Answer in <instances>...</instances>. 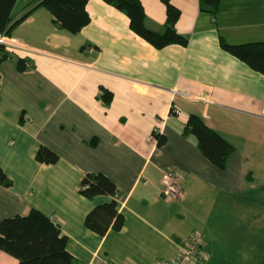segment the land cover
Wrapping results in <instances>:
<instances>
[{"label":"crops","instance_id":"1","mask_svg":"<svg viewBox=\"0 0 264 264\" xmlns=\"http://www.w3.org/2000/svg\"><path fill=\"white\" fill-rule=\"evenodd\" d=\"M31 1H16L13 20ZM140 2L145 27L161 33V0ZM171 4L187 46L155 49L103 0H88L90 21L76 34L44 8L12 30L16 46L0 65V168L12 181L0 186V220L32 209L50 216L82 264L172 260L197 232L206 258L195 264H264V76L220 46V38L264 42V0H220L214 18L198 0ZM102 88L112 94L108 106ZM190 115L233 146L223 170L182 134ZM153 134L165 144L157 147ZM40 146L58 162H37ZM167 170L182 175L180 200L161 195ZM88 173L115 184L119 231L101 237L85 228V216L111 200L79 194ZM0 264L16 260L0 251Z\"/></svg>","mask_w":264,"mask_h":264},{"label":"trees","instance_id":"2","mask_svg":"<svg viewBox=\"0 0 264 264\" xmlns=\"http://www.w3.org/2000/svg\"><path fill=\"white\" fill-rule=\"evenodd\" d=\"M17 0H0V35L10 36L12 30L38 8H44L53 16L59 29L69 34L78 33L89 21L86 11L88 0H33L23 14L13 20L11 14ZM106 4L124 13L129 19L130 30L155 49L169 45L187 46L188 38L177 32L175 25L180 11L171 0H161L165 6V22L161 33L153 32L144 25L145 12L140 0H103ZM220 0H198L199 11L214 18ZM223 50L234 56L251 70L264 76V42L228 45L220 38ZM9 57V52L0 45V65ZM19 71L25 70L22 60H18ZM100 100L108 106L112 94L101 89ZM182 134L192 136L203 156L220 170L225 168L227 159L233 153V146L214 130L207 127L201 118L190 115ZM157 147L165 144L166 138L153 134ZM35 160L46 165H54L59 156L45 146H40ZM12 181L0 168V186L8 188ZM79 194L87 200L98 196L110 197L109 202L95 206L84 219L89 231L104 236L108 231H119L123 226V216L118 211V191L115 184L104 174H85L79 184ZM67 237L62 234L59 224L50 216L32 209L25 216H14L0 220V251L16 260V264H82L76 262L66 249Z\"/></svg>","mask_w":264,"mask_h":264},{"label":"built area","instance_id":"3","mask_svg":"<svg viewBox=\"0 0 264 264\" xmlns=\"http://www.w3.org/2000/svg\"><path fill=\"white\" fill-rule=\"evenodd\" d=\"M0 45L6 50L15 47V43L12 42L7 36L0 35ZM264 117V113H263ZM182 181V175L174 172L173 170H167L164 172L162 180L161 195L167 200H180L183 197V192L180 188V182ZM119 206V198L115 197ZM206 258L204 239L201 234L193 233L186 246L181 250L179 256L172 260H160L157 264H195L196 262H202ZM97 264H109L106 260L97 258Z\"/></svg>","mask_w":264,"mask_h":264}]
</instances>
